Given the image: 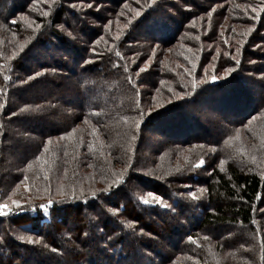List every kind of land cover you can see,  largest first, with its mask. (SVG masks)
Listing matches in <instances>:
<instances>
[{"label": "trees", "instance_id": "1", "mask_svg": "<svg viewBox=\"0 0 264 264\" xmlns=\"http://www.w3.org/2000/svg\"><path fill=\"white\" fill-rule=\"evenodd\" d=\"M260 8L264 0H0V190L43 182L49 151L54 164L71 160L66 182L83 193L45 213L40 188L31 209L0 217V264H264ZM146 61L154 72L141 71ZM195 105L219 118L208 125ZM82 116L97 134L84 136ZM259 117L261 135L243 131ZM73 130L81 141L69 149ZM154 136L164 141L156 149ZM148 192L168 207L143 204Z\"/></svg>", "mask_w": 264, "mask_h": 264}, {"label": "rangeland", "instance_id": "2", "mask_svg": "<svg viewBox=\"0 0 264 264\" xmlns=\"http://www.w3.org/2000/svg\"><path fill=\"white\" fill-rule=\"evenodd\" d=\"M101 1H102V3L105 2V0H101ZM199 1H203V0H199ZM122 3L123 2H121L120 5ZM150 3H151V0H148V4H150ZM152 4H154V3H152ZM106 5H110L111 6L112 4H108L107 3ZM126 5L127 4H124L123 7L121 6V8L123 9ZM79 7H81V6H79ZM86 8L89 9L88 5L86 6ZM86 8H82V10H80L78 8V4H77V10L80 11V12H85L83 10L86 9ZM121 10H120V12H121ZM127 10H129L130 12L131 11L132 12H135L136 11V9L133 8L131 5H130V7ZM82 18L88 19L89 17H88L87 14H83V17ZM123 34L125 36L127 33L123 32ZM183 40H184V42L187 41L186 38H184ZM102 42L105 43V44H107L109 42V37L107 35H104L102 38H100V44ZM176 47L177 46L175 44L174 46H172V49H175ZM170 49L171 48H169L168 50H166V53L169 52V51H172ZM163 51H165V48L164 47H163ZM155 52H156V55H158V52H160V48L157 47V51H155ZM53 53H54L55 56H60L61 58H63L62 53L55 52V51H53ZM106 53H107V50L102 51V54L103 55H105ZM45 54L46 53L45 52L43 53L39 48H35V55L37 57L43 56ZM125 56H126V54H125ZM140 56H142V55L139 54V57ZM136 59H137V55L135 56V60H134L135 62L137 61ZM145 63H146V67H149L152 64V61L151 62L146 61ZM212 65H213V63L210 64V67ZM148 70L151 71V73H152V72H154V67L151 66V67H149V68L146 69V71H148ZM128 71H131V70L129 69ZM214 75L217 77L218 73L211 72V75L209 76V78H212V76H214ZM151 77H152V74L150 76H147V78H150V79H151ZM254 90H255V93H256L255 95L256 96H258L259 93L262 94V90L261 89H259V91H258L256 88H254ZM74 98L75 97L72 98L71 105L74 104L73 103ZM194 107H195V113L197 114L196 115V118L198 119L200 117V119L201 120H204L208 125H210L211 122H213L215 119L217 121V119L219 118L217 115H214V113L210 112L208 109H206L203 106H196L195 105ZM208 112H210V115H209ZM210 118H212V119L210 120ZM259 119H260V117L257 118L256 120H253V122H251L248 125V127L245 130H243V131H246V130L248 131L250 129H254V130H256L254 132L257 135H261V130L263 128V124H262V122L259 121ZM85 121H87V119L84 120L83 119V116H82L81 117V120H80V123H82V125L80 126V128L85 129V135L84 136L87 137V138H90L91 134H94L95 133V131H93L94 128L95 127H98L99 125L98 124H95L93 121L90 122V123L89 122L85 123ZM22 125H23V127H29V126H31L30 123H28V122H23ZM37 126H38V123H37ZM33 130H35V129L32 127L31 128V131H33ZM71 133H73V132H71ZM69 134H68V141H69V144H70V146H69V149H70V147H72V144L75 141H77V145H78V143L81 141V138L79 137V135L76 132H74L72 135H69ZM95 134H97V133H95ZM27 136H33V135L31 133H29V134H27ZM150 139L151 140H149V143H151L153 146H155V149H156L157 145H159L160 143L164 142L162 140L163 138L161 136L160 137L159 136H154V138H151L150 137ZM15 151H16L15 156L18 154L17 157H16L17 159H19V158H21L23 156L22 154H19L17 150H15ZM24 151L25 150H23L22 153H24ZM151 153H153V151ZM48 154H49V151H47V156L44 157L41 160L40 164H39V168L42 171V174L44 176L42 178L43 182H41V183H34V182L26 181L23 185H21L18 188H13V189L11 188V190H7L6 188H2V190H0L1 191L0 192V203H6V204L9 205V207L11 209L10 215L13 212H15V213H24L27 210L31 209L29 207V205L30 204H35V203L30 202L31 200H29V198L32 196V194H34L35 191H37L40 188H42L45 191H47V193H48L49 197L51 198V200H54L55 201V203H53V204H51L49 206L48 212H50L51 209L52 210H55L56 207H58V206H60V207H62V206H67V207L74 206V203L76 201H73L72 200V199H74L73 197H77V194L78 195H83V193H82L81 190H79L77 192V188H74V186H72V184L69 185L66 182V177H67L65 175L66 174V170L68 168H74V169H76L75 166H73L71 160L70 159H67L66 162L64 163V165L66 167H63L61 165L62 162L59 163V164H54L53 161L50 160ZM41 156H42V153H40L36 157L34 163H37L41 159ZM168 160H169V162L171 161L170 158ZM13 163H15V162L13 161ZM97 167H98V165H97ZM62 168L64 169V171L62 170ZM47 187H48V189H49V187L53 188V192L54 193L50 194L49 191H48V189L46 190ZM73 190H75V191L73 192ZM85 190L91 191L90 189H85ZM9 197H11V199H9ZM12 200L19 201L20 204H21V207L19 209H16L15 205L12 204ZM65 201H68V202L72 201V202L67 203ZM41 205H42V203H41ZM68 210H70V209H68ZM78 211L74 212V213H76L75 215H77V213H79ZM134 211L137 213L136 210H134ZM74 213H73L72 210H70L69 215H74ZM138 216L140 218L142 217L144 219H148L149 218V215H144V214H139ZM156 230H158V228H156ZM133 247H134V249H142L144 246L142 245V242L141 241H135L133 243ZM166 250L167 251H171L172 250V246L167 245V249ZM145 252H147V251H145Z\"/></svg>", "mask_w": 264, "mask_h": 264}, {"label": "snow or ice", "instance_id": "3", "mask_svg": "<svg viewBox=\"0 0 264 264\" xmlns=\"http://www.w3.org/2000/svg\"><path fill=\"white\" fill-rule=\"evenodd\" d=\"M45 2L47 3L48 0H45ZM53 2H55V0H53ZM138 2H139V0H138ZM151 2H152V3H155L156 0H151ZM88 6H89V7H92L91 4H89ZM245 10H247V9H245ZM252 11H253V12H256L257 9H256V8H252ZM259 11L264 12V8H260ZM48 14H49L48 12H44V13H43V15H45V16H47ZM136 15L139 16V15H140V12L137 11V12H136ZM201 19H202V18H201ZM253 19H255V17H253ZM30 26H31V25H30ZM37 27H39V25H37ZM68 35H69V36H72V33L69 32ZM116 38L118 39L119 37L117 36ZM21 49H23V45H21ZM116 55H117V56H120L121 54H120L119 52H117ZM233 59H235V57H233ZM236 62L239 63L238 60H237ZM145 70H146V69H143V68L141 69V71H145ZM125 71H127V69H125ZM231 71H232V69H228V70H227V72H229V73H230ZM37 75H39V74H37ZM4 79L7 80V79H9V77H8V76H5ZM130 79H131V78H129V80H130ZM216 79H217V77H216L215 75L212 76V80H213V81H215ZM201 82H203V81H201ZM170 91H171V89H170ZM161 106H162V105H161ZM141 114H142V113H141ZM85 123H87V121H85ZM139 126H140L139 123H137L136 127L139 128ZM74 132H75V130H73V133H74ZM73 133H70L69 135H72ZM135 138H136V137H135L134 135L131 137V139H133V140H135ZM49 143H51V141H49ZM45 151H47V149H45ZM203 164H204V161H203V160H200L199 163L196 164L195 166H196V167H201ZM31 167H32V165L29 164V165H28V168H31ZM25 180H27V177H25ZM74 191H75V190H73V192H74ZM92 195L95 196L96 193L93 192ZM189 195H190L193 199H196V198H197L195 192H190ZM147 197H150V198H151V201H150L149 199L143 197V196L140 197L141 202H142L143 204H145V205H150L151 203H158V204H160V205L163 206V207H166V208L168 207L167 204H164V203H163V201H162V197L157 196L155 193L148 192V193H147ZM9 199H11V197H9ZM52 203H53L52 200L49 199V201H48L47 204H42V205H40L39 207H40L45 213H47L48 210H49V206H50ZM12 204L15 205L16 209H19V208L21 207L20 202L17 201V200H12ZM10 213H11V209H10L9 205L6 204V203H0V217H7V216L10 215ZM129 227H131V225H129ZM207 238H208V237H205V239H207ZM19 239H21V240H27L28 243H33V242H34L33 239H32V237H30V236H20ZM189 240L195 242V241L193 240L192 237H189ZM53 251H55V249H53ZM261 259L264 260V256H262Z\"/></svg>", "mask_w": 264, "mask_h": 264}]
</instances>
